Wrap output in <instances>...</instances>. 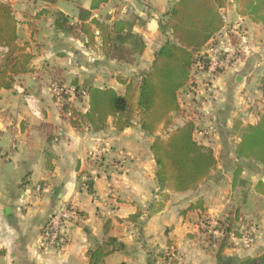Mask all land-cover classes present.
<instances>
[{
  "label": "crops",
  "instance_id": "1",
  "mask_svg": "<svg viewBox=\"0 0 264 264\" xmlns=\"http://www.w3.org/2000/svg\"><path fill=\"white\" fill-rule=\"evenodd\" d=\"M1 1L10 4L18 21L17 43L32 54V71L18 73L11 88L0 89V264H90L88 253L99 245L111 248L112 244L106 245L110 237L123 247L97 264H216L217 243L201 236L196 226L197 213L203 210H186L197 202L216 219L238 207L236 225L247 226L254 235L250 247L230 237L220 264H237L264 253V194L255 188L258 180L264 182V167L236 157L239 139L233 131L237 122H256L264 108L259 89L264 25L239 16L235 0L220 9L224 26L210 41L227 54L238 51L239 58L233 55L226 68L211 78L194 66L178 94L180 114L171 113L172 128L185 119L194 120V138L212 148L216 165L196 189L175 192L160 187L150 151L163 123L149 134L141 129L138 114L122 129L111 116L101 131L83 125L75 129L48 91L50 81L58 80L80 87H112L122 93L124 85L116 78L124 69L122 61L105 57L99 37L86 45L81 34L76 37L56 29L54 14L64 13L54 6L57 0ZM74 1V13H64L72 22L82 8L100 21L123 20L142 37L145 47L134 65L135 83L150 67L155 51L172 38L169 31H159L158 20L177 0H107L96 9H90L92 0ZM230 5L235 16L232 25L226 21ZM42 9L46 11L38 15ZM6 52L0 48V66ZM247 83L255 88L250 96H246ZM27 96L33 100L26 101ZM82 101L74 100L73 106L84 111L87 97ZM6 133L8 144L3 147ZM95 152L103 159L97 166ZM238 165L243 183L233 186ZM85 176L93 183L91 191L79 185ZM38 184L46 190L36 193L33 188ZM64 203L74 205L83 219L63 228L60 249L46 248L40 243L42 226Z\"/></svg>",
  "mask_w": 264,
  "mask_h": 264
},
{
  "label": "trees",
  "instance_id": "2",
  "mask_svg": "<svg viewBox=\"0 0 264 264\" xmlns=\"http://www.w3.org/2000/svg\"><path fill=\"white\" fill-rule=\"evenodd\" d=\"M54 3L56 0H41ZM107 0H92L90 9H96ZM228 0H177L158 20L159 31L170 32L172 38L166 39L155 51L148 70L140 74V80L117 76L118 82L124 85L122 93L112 87H99L92 84L81 86L87 94V105L84 111L73 106V101H82L77 92L73 99L68 94L62 95L61 110L71 111L68 121L75 129L86 126L92 132L106 127L108 117L114 118L117 128L128 127L132 123L134 113L139 114L142 130L153 134L159 124L169 123L171 113L180 114L178 102L180 90L187 84L193 67L201 64L206 67V60L201 51L211 38L224 26L220 9ZM237 13L250 21L264 25V0H235ZM46 10L38 13L41 15ZM17 19L8 2L0 0V48H6L4 62L0 66V89H9L18 73L32 71L29 66L32 54L24 52L23 46L17 43ZM53 25L59 31L72 36L80 34L85 44L95 43L99 37L105 57L119 61H130L129 56L141 55L145 43L139 34L133 33L123 20L111 23L92 17L89 10L78 8L77 20L61 11L54 14ZM55 81V80H54ZM58 81V80H56ZM62 84L61 81H58ZM77 86V85H75ZM79 87V86H77ZM259 89L264 98V71L259 79ZM196 125L194 120L185 119L175 125L166 138L154 136L150 151L157 165L156 178L160 187H169L175 192L193 190L209 176L215 168L216 158L211 147L198 142L194 138ZM234 133L238 136L235 155L238 159H246L264 167V108L254 123L241 125L237 122ZM242 167L233 170L232 185L242 180ZM243 183V182H242ZM92 181L85 176L79 183L86 190H92ZM256 191L264 194V182L258 180ZM202 209L201 203L190 205L188 209ZM224 216L217 219L223 226V235L205 238L218 245L217 263L222 261L221 251L230 246V237H238L242 232L238 229L239 208L230 207ZM202 232V229H199ZM99 245L88 253L90 264H97L103 256L121 249L123 244L115 238H107L106 245ZM232 244V243H231ZM237 264H264V253L259 257L247 258Z\"/></svg>",
  "mask_w": 264,
  "mask_h": 264
},
{
  "label": "built area",
  "instance_id": "3",
  "mask_svg": "<svg viewBox=\"0 0 264 264\" xmlns=\"http://www.w3.org/2000/svg\"><path fill=\"white\" fill-rule=\"evenodd\" d=\"M234 33L236 31H233ZM206 60V67L203 65H199L198 68L202 72H206V74L211 78L218 72L224 70L226 66L229 64L230 60L232 59L233 55L236 59L239 58V52L232 51L228 52L221 49L217 44L210 41L206 44L201 51ZM48 91L53 96L54 101L57 105L62 106V95L68 94L70 98L73 99L75 93H79L82 98H86L87 94L84 89L81 87H77L75 85H64L59 84L57 81H51L48 84ZM212 95L216 94V91L212 89ZM33 100L32 96H27L26 101ZM29 106V104H28ZM61 113L66 117H71V111L68 110L67 112L61 110ZM93 160L95 161L96 166L102 162V154L95 152L93 153ZM33 190L36 193H41L46 189L41 185H35ZM83 216L81 212L72 204H61L57 208L51 211L47 220L45 221L44 225L42 226L40 232V243L42 246L50 249H60L64 243L63 237V228L68 224H78L82 221ZM200 228L207 232L208 234L213 235L214 237H221L223 235V226H221L216 218H212L208 215L207 220H200L198 222ZM233 240L241 244L244 247H250L253 245L255 239L254 235L250 233H241L240 236L234 237L231 236Z\"/></svg>",
  "mask_w": 264,
  "mask_h": 264
},
{
  "label": "rangeland",
  "instance_id": "4",
  "mask_svg": "<svg viewBox=\"0 0 264 264\" xmlns=\"http://www.w3.org/2000/svg\"><path fill=\"white\" fill-rule=\"evenodd\" d=\"M230 1V0H229ZM3 2H7V1H3ZM230 3V2H229ZM55 7H58L60 8L62 11H64V13L68 14V15H71L74 13L75 9H76V5H75V1L74 0H57V2L54 4ZM232 10H233V6L230 5L229 7V12L227 14V17H226V21L227 23H229V25H232L231 22L234 21L235 19V16L234 14H232ZM221 13V11H220ZM231 21V22H230ZM235 25V24H233ZM3 48V47H2ZM241 53V52H240ZM129 59H131L130 61H126V62H122L123 65H124V69L121 73H118L117 76H121L122 78H126V79H129V77L134 80L135 78V75H134V65L138 62V56L136 57H131L129 56ZM4 60V59H3ZM195 71H197V67H195ZM132 74H131V73ZM137 79V78H135ZM29 81V78L27 79V82ZM51 82V81H50ZM58 82V81H57ZM64 85L68 86V85H72L71 83H67V82H63ZM80 87V86H79ZM255 88H253V84H248L246 85V96H250L252 91L254 90ZM181 98V97H180ZM183 100V98H182ZM83 102V101H81ZM187 111V109H184ZM192 110L190 109L189 112H191ZM62 114V113H61ZM63 115V114H62ZM64 116V115H63ZM137 116L138 117V113H134V117ZM65 117V116H64ZM133 117V118H134ZM174 126V123L172 124V119H170L169 123H163L162 127H161V130H160V136L162 138H166L168 136V133L172 130V127ZM169 128H171V130H169ZM5 139L2 140V143L1 145L3 147H5L7 144H8V137L9 135L6 133L4 135ZM233 140V139H232ZM231 140V141H232ZM210 213L206 210L203 209V211H201V213H197V221H196V226L198 228V231L199 229H201L202 227L199 226L198 222L200 220H207L208 218V215ZM201 227V228H200ZM238 229L240 230V232L242 233H250V234H253L249 228L247 226H244L242 228H240V226H238ZM199 233L201 234V236L203 237H207L208 236V233L205 232V231H202ZM242 246V245H241ZM244 247V246H243Z\"/></svg>",
  "mask_w": 264,
  "mask_h": 264
},
{
  "label": "water",
  "instance_id": "5",
  "mask_svg": "<svg viewBox=\"0 0 264 264\" xmlns=\"http://www.w3.org/2000/svg\"><path fill=\"white\" fill-rule=\"evenodd\" d=\"M263 180H264V175H263Z\"/></svg>",
  "mask_w": 264,
  "mask_h": 264
}]
</instances>
